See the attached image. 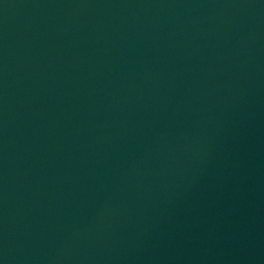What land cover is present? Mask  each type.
<instances>
[{
	"label": "water",
	"instance_id": "water-1",
	"mask_svg": "<svg viewBox=\"0 0 264 264\" xmlns=\"http://www.w3.org/2000/svg\"><path fill=\"white\" fill-rule=\"evenodd\" d=\"M264 156V0H0V264H74Z\"/></svg>",
	"mask_w": 264,
	"mask_h": 264
}]
</instances>
